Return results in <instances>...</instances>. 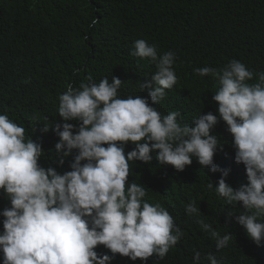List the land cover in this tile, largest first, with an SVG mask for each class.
I'll use <instances>...</instances> for the list:
<instances>
[{
    "label": "clouds",
    "instance_id": "9594fccd",
    "mask_svg": "<svg viewBox=\"0 0 264 264\" xmlns=\"http://www.w3.org/2000/svg\"><path fill=\"white\" fill-rule=\"evenodd\" d=\"M96 23L93 19L92 26ZM131 55L155 66L140 82L147 97L121 98L123 81L116 76L111 82L88 76L79 88L68 85L59 95L61 122L44 124L41 132L51 128L58 137L54 150L60 166L75 151L68 171L41 166L42 144L26 138L25 128L6 112L0 114V194L8 202L0 210V264H121L117 254L129 264H162L178 254L185 238L174 217L160 203L145 199L143 184L128 180L130 162L149 164L153 152L159 165L177 172L195 159L201 168L220 173L207 187L225 205L241 210H230L229 217L264 246V72L257 75L235 59L221 68L193 69L194 75L218 82L212 96L218 115L199 114L191 124H182L179 111L162 115L154 107L177 85L176 53H158L157 45L138 39ZM254 76L259 82L249 83ZM220 120L232 137L235 163L245 169L246 183L237 188L226 182L230 169L214 162L224 145L212 134ZM129 143L134 148L126 152ZM185 212L200 215L195 201ZM196 223L211 233L217 251L228 246L230 232L221 236L204 220ZM98 246L108 252H98ZM192 260L200 264L201 253L194 251ZM203 264L218 261L207 253Z\"/></svg>",
    "mask_w": 264,
    "mask_h": 264
},
{
    "label": "trees",
    "instance_id": "16d2710c",
    "mask_svg": "<svg viewBox=\"0 0 264 264\" xmlns=\"http://www.w3.org/2000/svg\"><path fill=\"white\" fill-rule=\"evenodd\" d=\"M93 19H98L94 26ZM138 39L157 45L158 53H176L177 85L166 90L165 99L154 107L162 115L179 111L178 122L191 124L199 114L218 115L212 100L218 82L194 75L193 69L221 68L235 59L257 75L264 72V0H0V114L6 112L25 128L26 138L42 144L41 166L60 173L70 170L75 151L60 166L54 150L58 137L51 128L41 132L44 124L61 122L58 97L68 85L79 88L88 76L96 82L104 77L111 82L116 76L123 81L121 98L147 97L140 82L156 69L149 60L131 55ZM257 82L256 76L249 81ZM226 129L220 120L212 130L224 144L214 162L230 169L226 182L237 188L246 183V174L244 166L234 161ZM133 148L129 143L125 151ZM152 155L149 164L130 162L128 180L143 184L145 199L164 206L184 233L181 251L162 264H193L194 251L201 253L200 264L207 253L216 256L218 264H264V246H257L229 217L230 210L237 214L241 210L225 205L207 187L220 173L201 168L195 159L177 172L170 165H159L156 153ZM192 201L200 209L198 217L185 212ZM7 203L0 194V210ZM197 219L221 236L230 232L228 246L217 251L211 233L203 232ZM97 251L108 252L103 246ZM117 256L121 264H129L126 257Z\"/></svg>",
    "mask_w": 264,
    "mask_h": 264
}]
</instances>
